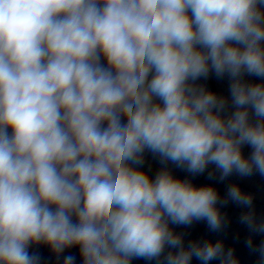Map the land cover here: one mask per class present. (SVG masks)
Here are the masks:
<instances>
[{"label":"clouds","instance_id":"9594fccd","mask_svg":"<svg viewBox=\"0 0 264 264\" xmlns=\"http://www.w3.org/2000/svg\"><path fill=\"white\" fill-rule=\"evenodd\" d=\"M169 163L264 177V0H0V264H40L33 245L82 264H238L169 225L218 231L231 200L264 233L252 196L233 184L220 201ZM246 244L264 264V241Z\"/></svg>","mask_w":264,"mask_h":264}]
</instances>
